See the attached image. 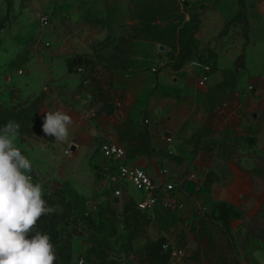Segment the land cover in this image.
I'll return each instance as SVG.
<instances>
[{
  "label": "rangeland",
  "instance_id": "1",
  "mask_svg": "<svg viewBox=\"0 0 264 264\" xmlns=\"http://www.w3.org/2000/svg\"><path fill=\"white\" fill-rule=\"evenodd\" d=\"M242 1L240 6L239 0H0V90L8 82L4 80L5 70L14 65H21L24 72L14 75L13 82L8 83L21 90L20 84L24 93L40 90L42 85L61 87L57 76L64 68V59L78 56L86 65L79 71L84 75L89 69L92 78L88 84L94 90L100 77H103L102 85L106 86L111 83L108 72L128 66L134 44L140 38L159 41L176 49L177 59L186 46L189 59L208 64L209 71L220 77L210 82L206 91L197 94H206L205 97L210 99L208 104L215 109L202 116L195 136L189 137V142H193V147L211 145L212 149L218 142L222 149L230 148L227 143H232V148L252 147L245 153L253 157L259 171L254 180L255 190L264 194V0ZM238 12V18H233ZM42 14L48 15L44 27L39 20ZM236 97L241 99L234 101ZM227 100H233L232 108L238 107L239 111L240 107H249L255 112L252 116L250 111L249 118L256 122L241 130H226L221 134L223 129L215 128L213 117ZM58 101L61 102V98ZM92 105L88 102L86 108ZM94 105L93 112L97 107ZM15 143L38 169L33 183L40 184L43 191L51 189V175L62 169L79 191L90 192L93 168L86 150L70 151L68 142L62 145L54 137L44 134L29 137L19 133ZM122 143L126 141L122 140ZM65 146L70 152L64 151ZM193 147L190 152L196 154L198 148L193 152ZM216 155H221L218 148L206 158ZM93 156L95 158L91 160L98 161V156ZM191 172L195 173L190 165L182 166V175ZM195 177L197 180V173ZM99 184L98 181L95 185V193ZM122 187L128 193L136 191L130 183ZM104 191H108L106 185ZM70 194L73 193L70 191ZM110 195L106 192L103 199L115 212L114 217L107 218L110 211H105L103 217L106 220L94 234L108 237L112 247L110 255L128 259L131 253L123 246L128 233L125 214L112 202ZM189 195L187 201L193 209L196 203L207 205L210 202L205 188L200 185ZM83 204L82 201L78 207ZM92 204L96 211L100 202L94 200ZM55 207L62 211V202H56ZM76 207L73 206V213ZM261 222L264 227V219ZM74 236L71 262H78L83 257L80 264H88L84 249L89 241L83 232H76Z\"/></svg>",
  "mask_w": 264,
  "mask_h": 264
},
{
  "label": "crops",
  "instance_id": "2",
  "mask_svg": "<svg viewBox=\"0 0 264 264\" xmlns=\"http://www.w3.org/2000/svg\"><path fill=\"white\" fill-rule=\"evenodd\" d=\"M159 43L161 42L138 39L134 44L128 66L117 67L108 72L111 84L123 92V96L115 100V114H107L104 111L95 113L92 111L95 105L86 108L92 97V89L88 84L90 79L84 80L79 86L81 72L76 66L68 69L66 59H64L65 64L61 74L57 76L58 80H61V87L51 88L49 85H42L40 90L44 89L46 95L44 103L38 109V116L43 119L46 112L56 110H63L69 114L73 123L69 129L68 148L70 151H75L76 148L86 150L89 154L88 162L93 168L91 189L86 194L71 183L62 169L58 174H52L51 177L57 181H64L80 196L85 197L87 208L92 215H97V210L94 211L96 206L92 204L94 200L100 202V206H104L107 200L103 198L106 192H109L111 200L115 203L108 178L104 174L99 176L94 166L103 161L98 149L100 139L118 140L113 126L126 115L139 122L148 117L149 121L143 124L148 128L151 152L137 153L129 160L143 166L153 178H167L173 181H179L184 177L181 173L182 166L190 165L197 173L196 186L200 185L205 188L207 199L210 201L209 205L225 201L233 204L236 211L240 210L230 219V231L243 263L264 264V240L245 234L243 211L250 214L255 212L264 200L262 191L255 190L252 175L222 155L206 158L207 154L216 151L218 145L213 150L199 149L196 154L190 152L193 142H189V137L195 136L194 132L201 123L202 116L206 113H213L215 109L208 104L210 99L205 97L206 94H197L199 91H206L210 82L219 80L220 77L216 72L209 71L206 85L198 86L196 77L191 73L190 59L180 67H174L177 59L176 49H171L165 44L164 49H159ZM19 87L20 92L24 93L20 84ZM40 90L26 92L32 93ZM60 98L61 102L58 101ZM240 99L241 97H236L233 100ZM233 100L225 101L213 117L215 128L223 129L221 134H224L226 130H241L256 122V119L249 118L251 111L249 107L245 109L240 107V111L238 107L232 108ZM221 134L218 133L219 136ZM167 135L170 136L169 140L166 139ZM61 144L64 145V143ZM72 144L74 148H71ZM21 147L24 148L22 145ZM68 148L64 147L67 153L70 152L66 151ZM248 149L252 147L240 145L235 152L240 164L244 167H251L254 164L253 157L245 153ZM170 153L177 154L179 159L171 157ZM93 154L98 156V161L91 160L95 158ZM72 155L73 152L70 153V156ZM32 165L38 175V169L33 163ZM162 168L166 171L161 172ZM98 181L100 184L96 187L98 192L95 193V185ZM105 185L108 191H104ZM123 191L127 199L136 198L140 194L137 189L130 193L124 189ZM187 193L183 189L179 191L176 189L172 195L173 199L183 200L185 208L178 209L171 206L166 209L162 204L166 193L162 192L153 215L149 216L146 213L150 217L149 222L144 225L139 234L132 236L130 240L132 247H142L146 239L167 235L174 246L183 248V253L170 256L165 264H206L201 259L200 247L189 226L194 212L198 209L195 204L193 209L192 204L187 201V198L191 197L190 193ZM74 237L71 243L72 253ZM129 256L132 257V254Z\"/></svg>",
  "mask_w": 264,
  "mask_h": 264
},
{
  "label": "trees",
  "instance_id": "3",
  "mask_svg": "<svg viewBox=\"0 0 264 264\" xmlns=\"http://www.w3.org/2000/svg\"><path fill=\"white\" fill-rule=\"evenodd\" d=\"M239 4L242 6L243 1L239 0ZM8 8L7 5L6 10ZM238 16L239 12L233 18H238ZM188 54L189 48L185 46L173 66H182L189 59ZM66 61L68 69H72L74 66L86 68L85 63L79 56L68 58ZM77 63L78 65H76ZM15 66L19 65L12 67ZM91 78L88 69L84 75L81 74L79 86L82 85L84 80ZM102 80L103 77L96 80V89H92L90 102L93 105H97L95 113L104 111L107 114H112L115 108V100L120 99L123 96V92L111 83L106 86L102 85ZM45 95L44 90L22 94L18 87L12 86V83L5 84L0 90V126L12 120L20 124L19 133H25L29 137L44 134L42 131L43 119L37 113L39 107L45 101ZM143 123V121L139 122L126 115L113 126L116 135H118V141L125 146V154L128 158H132L137 153L151 152L148 128ZM122 140H125L126 143H122ZM217 145L223 157L232 160L245 172L251 174L254 180L257 179L259 172L257 165L253 164L251 167L242 166L238 155L235 154L237 146L232 148V143H227L226 145L230 146V148L226 146L224 147L225 149H222L220 142ZM196 148L198 150H213L211 145H203L194 146L193 152ZM170 156L179 159L175 153H170ZM94 166L97 174L102 176V163H96ZM31 176L33 182L34 178L37 177V172L34 168ZM51 181L49 185L51 189L43 191V198L47 205L54 208L55 211L39 219L36 231L49 235L55 249V264H80L79 262H71L73 255L72 238L79 231L83 232L84 238L89 241V245L84 249L88 264H165L169 260L170 248L162 247L166 238L164 235H159L155 239H146L142 247H132L130 242L132 236L139 234L143 230L144 225L150 220L145 211L135 206L133 198L129 197L122 206V211L125 214V224L128 227L127 238L123 246L127 249V252L132 254L131 258L123 259L110 255L112 247L109 244L108 237L104 238L94 234L95 230L102 227L104 220H106L103 217L105 211H110V215L109 213L106 215L107 218L114 217L115 212L110 209V205L108 203L104 204V206L99 205L96 215L98 218H96L87 208L85 197L80 196L64 181H61L60 185L56 184L57 179H52ZM70 191L73 194H70ZM82 201L84 204L80 208L78 206ZM56 202H62V211L56 209ZM211 205L212 209L195 211L189 224L200 247L202 261L206 264H244L238 255L233 235L230 231V219L233 215L238 214L240 210L236 211L233 204L225 201L214 202ZM73 206H77L75 213H73ZM165 208L167 209L168 207ZM243 214L246 226L245 234L264 240V237H262L264 227L261 222V219H264V200L255 212L250 214L243 211ZM84 222L88 223L89 226H86Z\"/></svg>",
  "mask_w": 264,
  "mask_h": 264
},
{
  "label": "clouds",
  "instance_id": "4",
  "mask_svg": "<svg viewBox=\"0 0 264 264\" xmlns=\"http://www.w3.org/2000/svg\"><path fill=\"white\" fill-rule=\"evenodd\" d=\"M72 123L63 110L48 111L42 131L67 143ZM19 129L12 120L0 126V264H55L49 235L36 231L39 219L55 209L44 200L41 185L32 182V162L15 143Z\"/></svg>",
  "mask_w": 264,
  "mask_h": 264
},
{
  "label": "built area",
  "instance_id": "5",
  "mask_svg": "<svg viewBox=\"0 0 264 264\" xmlns=\"http://www.w3.org/2000/svg\"><path fill=\"white\" fill-rule=\"evenodd\" d=\"M42 27L48 23V15L42 14L39 17ZM41 36V34H40ZM39 36V38H40ZM49 42L46 41V44ZM189 65L192 66L191 73L196 77L197 85L203 87L207 83L210 66L206 63H202L197 59H190ZM77 70H84L83 66H77ZM24 72V68L19 65L7 68L4 72L5 81H11L14 75H19ZM118 104V103H117ZM149 121L148 117L143 119L144 123ZM166 139H170L167 135ZM98 149L103 157L102 161V173L108 178L110 189L113 196L117 197L115 204L118 205L119 210L122 211V206L127 200L124 195L123 185L130 183L135 189L140 191V194L134 198V203L137 208L145 211L149 216L154 213V208L160 199L162 192L166 193L162 204L165 207H176L178 209L185 208V202L183 200L173 199L172 195L176 189L183 188V183L187 178L196 179L193 172L185 175L179 181L168 180L167 178H153L151 177L145 168L137 163L129 160L125 154V146L118 140L105 138L98 143ZM69 149H66L68 151ZM166 169L162 168L161 172H165ZM185 190V189H184ZM199 211L209 210L210 205L195 204ZM122 226V223H121ZM167 231V230H166ZM165 241L162 244L163 248H170V256H176L183 253L182 247H176L171 242L170 238L165 235ZM79 263L83 262V257L78 259Z\"/></svg>",
  "mask_w": 264,
  "mask_h": 264
},
{
  "label": "water",
  "instance_id": "6",
  "mask_svg": "<svg viewBox=\"0 0 264 264\" xmlns=\"http://www.w3.org/2000/svg\"><path fill=\"white\" fill-rule=\"evenodd\" d=\"M158 47L159 49H164L165 45L163 43H159ZM251 115L255 116V112L251 111ZM71 148H74V144L71 145ZM196 184H197L196 180L187 178L183 183V188L185 189L186 192L191 194L194 191ZM116 199L117 197H115V200ZM209 209H212V205H210Z\"/></svg>",
  "mask_w": 264,
  "mask_h": 264
}]
</instances>
